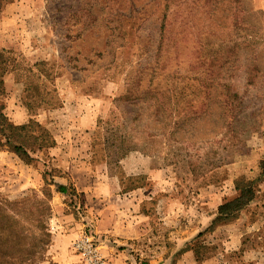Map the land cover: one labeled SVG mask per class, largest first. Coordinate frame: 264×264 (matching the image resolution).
<instances>
[{"label":"rangeland","instance_id":"rangeland-1","mask_svg":"<svg viewBox=\"0 0 264 264\" xmlns=\"http://www.w3.org/2000/svg\"><path fill=\"white\" fill-rule=\"evenodd\" d=\"M188 1L9 0L0 15V45L10 46L0 49L18 61L5 77L24 86L9 93L4 85L6 98L16 90L38 113L58 107L64 87L101 97L107 103L97 122L95 162L130 150L163 168L170 179L165 195L178 196L182 227L173 220L156 227L137 252L144 264H264V225L220 226L198 238L187 232L195 198L203 207L210 189L234 197V183L255 179L264 160V0ZM21 3L17 27H1L6 7ZM10 35L23 41L11 46ZM168 94L175 95L174 107ZM48 148L32 165L0 153V198L31 191L48 198L50 229L57 172ZM146 176L124 178L126 187L145 184ZM263 184L247 211L264 209ZM162 204L171 212L167 199ZM238 232L243 246L229 245L227 237Z\"/></svg>","mask_w":264,"mask_h":264},{"label":"crops","instance_id":"crops-1","mask_svg":"<svg viewBox=\"0 0 264 264\" xmlns=\"http://www.w3.org/2000/svg\"><path fill=\"white\" fill-rule=\"evenodd\" d=\"M21 7L26 6L23 7L21 3L6 7L1 27H17L21 15H16L15 12ZM8 38L13 42L11 46H15L20 40L14 35ZM0 46L6 48L10 45ZM23 84L15 76L4 78V85L9 93L13 88H22ZM65 89L61 93L58 107H44L33 116L45 126L50 135V145L46 152L51 154V170L57 172L51 178L57 186L67 188L66 194L55 192L49 229L52 234V244L47 253L49 260L41 264H82L80 256L73 249V243L88 231L99 241L106 258L105 264H144L138 259L137 252L142 254L139 246L144 245L156 227H162L167 221L173 220L171 222L175 224L174 227L181 229L180 210L175 207L179 198L174 191L168 193L170 195L166 198L165 189L169 186L170 179H167L162 167L151 168L149 158L129 153L119 162V173L114 172L106 160L95 162L93 155L97 122L101 119L102 104L107 101L94 95L78 94L73 90L67 92L68 89ZM15 92L5 99L4 113L12 124L21 125L27 123L31 115L20 95ZM0 153L6 152L3 150ZM146 174L145 184L126 187L124 178ZM70 192L74 195L71 196ZM227 195L222 189L217 194L210 189L206 191L203 207L198 206V199L195 198L197 211L191 213L194 218L190 219L187 227L189 237L204 231L210 225L217 207ZM165 199L172 207L169 213L163 210L162 202ZM255 205L253 202L247 206L236 221L223 228L237 225L240 230L264 225L263 208L256 209L257 212L247 211ZM149 206L154 207L153 212L149 210ZM227 239L229 245L237 243L243 246L241 232ZM154 264L162 263L158 259Z\"/></svg>","mask_w":264,"mask_h":264},{"label":"trees","instance_id":"trees-1","mask_svg":"<svg viewBox=\"0 0 264 264\" xmlns=\"http://www.w3.org/2000/svg\"><path fill=\"white\" fill-rule=\"evenodd\" d=\"M8 1L0 0V15ZM196 1L188 2L192 4ZM17 67L18 61L14 53L0 49V151H7L24 164L32 165L36 160L35 155L49 147L50 135L45 126L33 117L37 113L32 111V106L26 103H24L25 107L31 115L27 123L14 125L4 113L6 99L4 77L15 73ZM163 95L155 94L157 99H162ZM174 96L168 94L164 97L165 100L168 99L171 107H174ZM42 108L44 107L40 109ZM128 153L130 150L119 152L113 160L111 158L106 162L109 165L113 162V167L117 169L119 162ZM93 157L95 158V154ZM106 157L108 158V155ZM263 182L264 160H261L256 178L234 183L235 196L222 200L214 218L204 232H212L220 226L236 221L240 212L255 200L257 189ZM56 192L66 194L67 188L56 185ZM69 194L74 195L73 192ZM49 210L48 198L39 199L35 191H31V195L13 201L0 198V264H32L31 259H35L36 263L49 260L47 253L52 244L48 227ZM21 220L27 224L22 223ZM201 235L202 233H199L197 238Z\"/></svg>","mask_w":264,"mask_h":264},{"label":"built area","instance_id":"built-area-1","mask_svg":"<svg viewBox=\"0 0 264 264\" xmlns=\"http://www.w3.org/2000/svg\"><path fill=\"white\" fill-rule=\"evenodd\" d=\"M73 249L80 256L82 264H105L101 246L91 232L83 233L74 243Z\"/></svg>","mask_w":264,"mask_h":264}]
</instances>
